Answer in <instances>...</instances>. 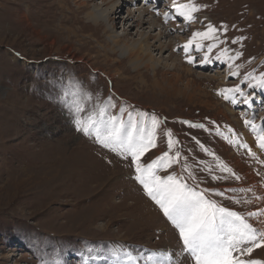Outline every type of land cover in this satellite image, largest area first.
<instances>
[{
	"label": "rangeland",
	"instance_id": "1",
	"mask_svg": "<svg viewBox=\"0 0 264 264\" xmlns=\"http://www.w3.org/2000/svg\"><path fill=\"white\" fill-rule=\"evenodd\" d=\"M77 1L81 0H0V264H42V260L53 264L58 259L63 264H82V257H109L113 250L140 257L155 250L181 252L177 230L131 178L134 170L128 162L76 130L73 116L61 102L69 79L82 85L81 95L90 93L93 97L82 115L97 98L156 114L179 141L180 160L192 166L200 188L224 191V197L213 198L242 214L264 209V199L255 198L264 196V151L258 148L256 134L244 124L245 119H254L264 130V92L249 88L244 79L248 73H264V0H192L201 10L194 13L191 24L175 15L173 0H153L146 6L159 11V15L152 13L163 24L154 29L135 17L134 10L142 9L144 3L85 0L92 10L108 3L122 5L112 14L111 22L116 23L113 31L130 44L140 40L144 32L153 37L161 32L169 34L165 41L171 45L162 53L152 48L154 58L165 68L171 53L179 55L193 76L183 74L173 90L167 89L166 96L157 99L139 84L141 76L150 82L152 74L146 70L136 73L123 60L125 49L117 48L109 61L104 56L95 58L99 37L94 28L83 30L85 23L80 21L84 12H77ZM165 13L170 14L166 23ZM208 23L217 27L220 39L226 41L213 49V59L225 47L231 50L229 55L241 52L233 62L239 65V75H229L227 64L219 61L196 66L186 63L180 41L188 40L194 31L206 30ZM223 26H227L226 31ZM68 30L77 31L81 44ZM103 33L99 41L111 42ZM232 40L239 42L233 44ZM149 42L155 45L153 39ZM208 43L211 41H204ZM115 70L123 75L114 82L109 73ZM218 73H228L225 83L214 78ZM211 77L214 79H207ZM187 81L196 84L188 86ZM237 85L253 97L251 105L233 104L217 94L221 88ZM236 98L241 99L238 94ZM221 103L235 113L239 123L230 115L226 118ZM183 120L204 124L205 128H190L181 123ZM243 136L256 158L242 146ZM229 139L236 142L230 144ZM240 146L242 151L237 150ZM166 150V137L161 133L158 147L142 162L148 163ZM216 158L240 179L220 172ZM173 167L179 172V165ZM244 188L252 191H241ZM231 196L252 203L236 204ZM132 203L137 206L130 207ZM100 227L106 228L98 230ZM253 258L264 259V250L255 251ZM174 259L177 264H193L183 255ZM88 264H110V259H89ZM138 264H145L144 259Z\"/></svg>",
	"mask_w": 264,
	"mask_h": 264
},
{
	"label": "snow or ice",
	"instance_id": "2",
	"mask_svg": "<svg viewBox=\"0 0 264 264\" xmlns=\"http://www.w3.org/2000/svg\"><path fill=\"white\" fill-rule=\"evenodd\" d=\"M143 2L148 4L153 0H143ZM172 6L175 15L182 17L188 24L195 21L194 13L201 10V6L193 3L192 0L181 4L173 0ZM153 10L157 15L160 14L157 9ZM169 18L170 14L165 13V23ZM223 27L226 31L227 26ZM204 41L211 43L205 45ZM238 42L232 40L233 44ZM224 43L226 41L220 39L217 27L208 23L206 30L192 32L191 37L181 47L187 64L208 65L219 61L227 64L229 75L237 76L239 65H234L233 62L242 56L241 52L237 51L234 55H229L231 50L225 47L220 49L213 59V49ZM194 52L197 54L202 52L203 55L197 56L193 54ZM244 79L249 88L264 92V73L259 76L248 73ZM81 90L82 85L78 81L69 79L61 95V102L73 116L76 130L128 162V166L134 170V176L131 178L142 186L145 194L159 207L164 217L177 230L179 241L182 243L179 253L155 250L147 257H140L134 256L131 252L113 250L109 257H82V264H88L89 259H110V264H138L141 259H144L145 264H177L174 257L179 258L180 255L185 259L190 258L193 264H264V259L253 258L255 251L264 250V227L258 228L252 222L264 225V209L242 214L213 198L224 197V191L200 188L192 166L187 161L180 160L181 151L176 147L179 141L170 129L163 127L164 121L156 114L132 106H118L110 99L100 102L97 98V102L87 114L82 115L86 111V103L92 101L93 97L90 93L81 95ZM217 94L233 104L239 102L251 105L253 99L239 85L221 88ZM236 94L241 98L239 101ZM112 109H116V112L111 111ZM181 123L190 128H205L204 124L189 120H183ZM244 124L256 134L258 148L264 151V130L255 123L254 119H245ZM161 133L166 137L167 150L162 151L148 163L142 162L148 153L158 147V137ZM235 142L229 139L230 144ZM196 143L203 151H208L199 140H196ZM242 146L248 150L250 156L257 157L256 152H253L248 145ZM208 154L214 156V153L208 152ZM216 159L220 172L228 173L236 180L240 179L230 167L220 162L219 158ZM174 165L180 166L179 172L174 169ZM161 171L167 174L160 175ZM212 178L220 179L217 176ZM229 191L235 193L236 189ZM241 191L249 192L252 189L244 188ZM255 198L262 200L264 196ZM229 199L236 204L252 203L238 196H231ZM42 264L48 262L42 260ZM53 264H63V262L58 259Z\"/></svg>",
	"mask_w": 264,
	"mask_h": 264
},
{
	"label": "bare ground",
	"instance_id": "3",
	"mask_svg": "<svg viewBox=\"0 0 264 264\" xmlns=\"http://www.w3.org/2000/svg\"><path fill=\"white\" fill-rule=\"evenodd\" d=\"M132 1L134 4H138L139 2L144 3L143 0H132ZM76 6H77V12L78 13L84 12V20L85 21L84 20L80 21L81 23L83 22L82 23L83 25L85 23L84 27H82L83 30H84V28H88V27L94 28L95 33L99 37V40L101 38H103V37H100L101 32L103 31L105 33V35L108 34V37L111 40V42H108V43H107V41H103V42H101L99 40L96 41L100 50H97V52L95 53L96 54L95 58L104 56V58H106L107 61H109L110 58H112L115 55L117 48L125 49L126 50V57L123 60H126L127 62H129V64L135 69L136 73H140V71L146 70L147 72H150V74H152V77H151L152 79L150 80V82H147L145 80L144 76H141V81L139 84H143L144 87L147 88V91L150 92L156 99L163 97V96H166L164 93L167 94V89L173 90L174 86L176 84H178V82L181 80V78H184L183 74L186 73L187 76L189 77V75L193 72L191 67L187 68V66L183 64V60L180 58V56L175 55L174 53H171L168 56L169 60L165 61V62H167L166 66H165V68L167 70H165V71H164L165 68H162V66L160 65L161 60L160 59L157 60L154 58L152 48H155L157 51L159 50V52L162 53L163 51H165L169 48V45H171V42L165 41L169 37V34L161 32L157 36L153 37L154 35L152 36V33H145L144 32L141 35L140 40L134 41L130 44L126 40L125 36L120 37L116 31H113L115 26H116V23L111 22L112 21L111 16L117 9H120V7L122 6V5H118L117 2L108 3L104 6H102V8H98L96 6V7H94L95 10H92L89 3L85 0L77 1ZM134 11H135V15H136L135 17H137V19L139 20V22L141 24H144L146 22V23L150 24L151 29L162 27L163 24L161 25L160 19L156 20L153 16V13H152V11H154L153 8L152 9L148 8L145 3L142 6V9H136ZM71 13H73V12L71 11ZM24 20L26 23L28 22V19L25 17H24ZM68 31H69V33H71L73 35V38L75 36L78 43L81 42L78 40L80 38V36L78 35L77 31H74V30L73 31L68 30ZM79 31H81V30H79ZM92 36H94V35H92ZM152 39L155 41V45L149 44L150 43L149 41ZM163 40L165 41V43ZM186 41L187 40L183 39L180 42H182V45H183L184 43H186ZM111 44H112V46H111ZM54 45H55V43L53 42L52 46H54ZM79 61L84 62L85 60L81 59ZM122 61L119 63H122ZM170 61H171V63H169ZM162 71H163V73L161 74ZM169 73H173L170 78H168L169 75L166 76ZM122 75H123V72L121 73V71H119V70H115L112 73H109V76L112 78V80L114 82L117 79H120L122 77ZM227 75H228V73L224 74V75L218 73L217 76H214V78L215 79L217 78L216 80H218L220 82H224L223 81L224 77H227ZM190 76H193V75H190ZM212 77L207 78V79H214ZM186 83L188 86H190L194 82L193 81H190V82L187 81ZM194 84H196V83H194ZM221 85H223V84H221ZM224 85H226V84H224ZM174 90H176V89H174ZM179 92H180V90H179ZM222 106H223V109H221V110L223 113H225L226 118L228 115H230L232 118L234 117V119H235V113L231 112L226 105L222 104ZM236 123H239V121L236 120ZM229 137H231V135H229ZM244 138L245 139L242 141L243 144H246V145H248L249 148L253 149V147L250 145L249 140L246 137H244ZM237 150L242 151L241 148H238ZM258 155L261 156V152H259ZM238 163H237V165H239ZM136 206H137L136 204L132 203V205L130 207L133 208ZM105 228L106 227H100V229H98V230H103ZM9 251L12 252L13 250L10 249ZM15 264H17V263H15Z\"/></svg>",
	"mask_w": 264,
	"mask_h": 264
}]
</instances>
